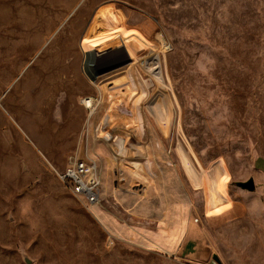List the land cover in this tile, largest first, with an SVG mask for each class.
Segmentation results:
<instances>
[{
	"label": "rangeland",
	"instance_id": "rangeland-1",
	"mask_svg": "<svg viewBox=\"0 0 264 264\" xmlns=\"http://www.w3.org/2000/svg\"><path fill=\"white\" fill-rule=\"evenodd\" d=\"M91 151L100 205L57 175ZM160 203L201 243L106 223L156 229ZM263 219L264 0H0V264H239L231 238Z\"/></svg>",
	"mask_w": 264,
	"mask_h": 264
},
{
	"label": "crops",
	"instance_id": "crops-1",
	"mask_svg": "<svg viewBox=\"0 0 264 264\" xmlns=\"http://www.w3.org/2000/svg\"><path fill=\"white\" fill-rule=\"evenodd\" d=\"M151 152H152V163L154 162L156 165L158 163L164 164L165 156L163 155V152L158 147V145L151 144ZM147 157V155H145ZM144 157V158H145ZM169 183V181L166 179H162ZM156 186L149 187L148 188V194L160 195V192L157 191L155 193L152 192V188H155ZM156 189V188H155ZM108 189L105 193H107ZM157 190V189H156ZM101 193V192H100ZM103 194V196H104ZM161 196V195H160ZM102 197V194H101ZM167 200V195L165 197ZM151 202L146 200L140 202L139 204V210L140 211H149V204ZM160 211L162 213H157L156 218H154L155 227L156 229H149L145 227H140V229L137 230H129V228L123 226V224H115L114 222H117L116 220L112 221L111 219H106V223H108L110 229L112 232H118L121 235H126L130 237L135 238H141L142 240H145L149 243V241H154L158 243L161 246H168L167 242L170 243L169 249L174 251L176 247L179 245V243L184 245L185 247H190V249L193 248V245L191 246L192 239L197 240L201 243V241L204 239V234L196 225V231L192 232V226L189 223L188 220H184L185 216L183 214H176L175 215H169L166 214L164 211H169L168 209L163 207V204L160 203ZM233 207V205H232ZM170 212V211H169ZM111 215V214H110ZM132 231V232H131ZM247 235L246 236H235L231 239H237L236 240V247L237 251L233 253L235 260L240 264L242 261L246 262V264H264V219L261 220L258 224L249 226V229H247ZM227 239V238H226ZM150 244V243H149ZM186 250V254L190 258H195L197 255H199V252H196L193 250ZM220 251V259L216 256L215 259L217 260L218 264H225L226 260V254H224V250H217Z\"/></svg>",
	"mask_w": 264,
	"mask_h": 264
},
{
	"label": "built area",
	"instance_id": "built-area-1",
	"mask_svg": "<svg viewBox=\"0 0 264 264\" xmlns=\"http://www.w3.org/2000/svg\"><path fill=\"white\" fill-rule=\"evenodd\" d=\"M99 161V156L94 151L87 152L85 156H71L65 170L57 172L65 186L90 205L100 201Z\"/></svg>",
	"mask_w": 264,
	"mask_h": 264
},
{
	"label": "bare ground",
	"instance_id": "bare-ground-1",
	"mask_svg": "<svg viewBox=\"0 0 264 264\" xmlns=\"http://www.w3.org/2000/svg\"><path fill=\"white\" fill-rule=\"evenodd\" d=\"M93 32V31H92ZM111 36V34L108 32V31H106V30H101V32L99 33V35L96 37V41H95V46H94V49L97 51V52H99L100 54H102L103 55V53H102V51H103V48L101 47L102 45H101V42H104V40L105 39H107L108 37H110ZM113 36V35H112ZM94 40V39H93ZM115 47V46H114ZM116 48V47H115ZM108 51H113V49H109ZM135 54V53H134ZM134 64V63H133ZM132 68H136L134 65H133V67ZM157 64L156 63H154V62H152L151 64H150V71L152 72V74H154L155 75V73H156V71H157ZM122 77V76H121ZM120 79V78H119ZM116 83V82H115ZM105 85H106V88L108 89V90H110L111 92L113 91V90H115V94H117V93H119V91L117 90V89H115V86H114V84H113V81H110L109 80V82H107V83H105ZM125 87V88H130V84H129V82H128V80H126L125 82H123V84L121 85V87ZM109 91V92H110ZM88 99H86V98H84L82 101H83V103H84V106L85 107H89L91 110H90V112H93L94 110H95V106H96V104L94 105V101L91 99V97H87ZM93 108V109H92ZM164 108H166V111H167V114H169V106L167 105V104H165L164 105ZM101 147H102V145H100ZM107 147V146H106ZM98 148H99V146H98ZM98 150V149H97ZM100 150V149H99ZM106 151V150H105ZM104 153V152H103ZM106 153V152H105ZM108 161V160H107ZM111 165V164H110ZM100 181H101V176H100ZM100 195H101V193H100ZM101 204V202L99 201V202H96V203H93V204H91V205H100Z\"/></svg>",
	"mask_w": 264,
	"mask_h": 264
},
{
	"label": "water",
	"instance_id": "water-1",
	"mask_svg": "<svg viewBox=\"0 0 264 264\" xmlns=\"http://www.w3.org/2000/svg\"><path fill=\"white\" fill-rule=\"evenodd\" d=\"M238 184L244 188H248V189H253L254 188V184H253V181L252 179H249L247 181H244V182H238Z\"/></svg>",
	"mask_w": 264,
	"mask_h": 264
}]
</instances>
